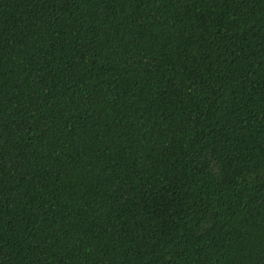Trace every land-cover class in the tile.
I'll return each mask as SVG.
<instances>
[{
	"label": "trees",
	"instance_id": "obj_1",
	"mask_svg": "<svg viewBox=\"0 0 264 264\" xmlns=\"http://www.w3.org/2000/svg\"><path fill=\"white\" fill-rule=\"evenodd\" d=\"M0 264H264V0H0Z\"/></svg>",
	"mask_w": 264,
	"mask_h": 264
}]
</instances>
